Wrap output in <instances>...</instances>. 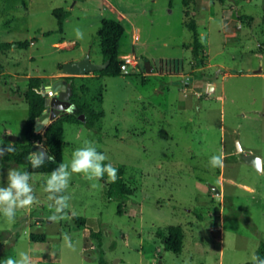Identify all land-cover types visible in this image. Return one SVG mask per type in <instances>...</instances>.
<instances>
[{"label":"rangeland","instance_id":"rangeland-1","mask_svg":"<svg viewBox=\"0 0 264 264\" xmlns=\"http://www.w3.org/2000/svg\"><path fill=\"white\" fill-rule=\"evenodd\" d=\"M184 1L0 0V42L27 43L0 50L7 72L49 75L67 59L85 55L100 63L97 33L103 19L124 27L119 59L130 54L138 63L129 75L91 72L77 78L89 88L83 98L102 117L93 129L63 122L62 161L70 162L74 150L91 141L106 162L124 168L131 193L109 199L105 182L92 189L73 175L70 219L52 224L43 192L50 173L31 174L39 203L18 210L11 224L0 215V260L26 251L33 264L253 261L264 242V0H203V8L196 0H187L185 8ZM55 9L68 12L61 30ZM190 20L202 44L198 58ZM77 27L83 39L75 37ZM146 61L153 73L145 72ZM4 78L0 88L10 93L11 79ZM1 103L0 139L9 141L5 132L11 130L24 142L26 102L14 110ZM238 145L261 158V169L242 159ZM213 155L222 157L221 166H209ZM2 167L3 182L9 168L22 169ZM73 216L84 217L86 227L79 229ZM170 225L183 229L180 253L165 247ZM30 233L45 240L32 241ZM64 233L75 251L64 247Z\"/></svg>","mask_w":264,"mask_h":264},{"label":"trees","instance_id":"trees-1","mask_svg":"<svg viewBox=\"0 0 264 264\" xmlns=\"http://www.w3.org/2000/svg\"><path fill=\"white\" fill-rule=\"evenodd\" d=\"M187 0L184 1L185 8H187ZM54 15L58 19V28L62 29V23L68 15V12L61 9H55ZM184 16L187 18L189 12L186 9ZM186 25L193 32L194 40L192 42L194 58H198V49H202V44L198 40L196 26L193 20L186 21ZM124 33V27L120 22L112 19H103L101 21L99 32V45L101 52V62L108 61L106 68L95 71L93 73L100 74L101 76L117 77L123 75H129L123 73L120 68L121 60L119 59V43ZM26 42H0V50H9L12 47H25ZM202 62V61H201ZM2 71V65L0 64V73ZM77 78H85L83 76L68 75L64 76L68 83L72 87V95L70 97L71 107L64 111V115L61 118L52 120L45 130L35 132V122L38 120L42 112L46 109L44 101V87L43 80L39 76H32L29 78L28 85L24 91V98L27 103L28 113L23 123V136L25 141L17 140L14 142L16 151L12 154L6 155L1 161L0 165L6 167H21L22 170H27L30 174L34 173H51L56 167L62 163V149L65 145L64 142V129L63 122L70 123H83L88 128H95L96 122L102 117L101 111H96L92 108L89 99L83 98L86 91L89 88L82 83L77 82ZM101 92L95 97V99L101 102ZM81 116L82 118H79ZM35 144H42L47 151V155L54 159L46 162L43 167L32 169L27 157L29 153L33 151L32 147ZM108 163V162H106ZM118 176L113 181L106 182V177L101 180L106 183L107 197L109 199L117 198L122 200L131 193V189L123 180L124 168L122 166L117 167ZM73 220L76 222L79 229H84L85 218L82 216H73ZM167 236L165 240V247L174 253H180L183 247L184 233L183 229L179 225H170L166 228ZM32 241H44L45 236L43 234L30 233L29 235ZM256 256L264 259V242L259 245ZM102 262V261H101ZM245 264H253V261H249Z\"/></svg>","mask_w":264,"mask_h":264},{"label":"clouds","instance_id":"clouds-1","mask_svg":"<svg viewBox=\"0 0 264 264\" xmlns=\"http://www.w3.org/2000/svg\"><path fill=\"white\" fill-rule=\"evenodd\" d=\"M77 39H83V31L77 27L74 29ZM16 151L12 141L0 139V161L6 155ZM47 156L42 149L37 148L29 153L27 160L32 169L43 167V165L53 160ZM108 157L97 150V146L91 141H85L82 147L77 148L72 153L70 162H62L47 177L43 186V192L47 194L49 208L52 213L47 216V220L52 224H59L70 219L68 210L70 209L71 196L68 194L70 181L73 175L82 176L90 182L92 189L102 187L100 181L105 177L109 181H115L118 170L112 163L108 162ZM222 164L220 155H213L209 159L210 167H219ZM2 165H0V178L3 177ZM32 175L27 170L20 168H9L7 170L6 182L0 180V215L8 223H14L18 210L31 208L39 203L38 197L33 187ZM64 247L75 251L76 245L68 233L62 236ZM253 264H264V259L253 256ZM0 264H33L32 257L26 251L19 252L17 257L7 256L0 260ZM185 264H188L185 261Z\"/></svg>","mask_w":264,"mask_h":264},{"label":"water","instance_id":"water-1","mask_svg":"<svg viewBox=\"0 0 264 264\" xmlns=\"http://www.w3.org/2000/svg\"><path fill=\"white\" fill-rule=\"evenodd\" d=\"M107 65L108 61L95 63L90 60L89 55H85L78 60L65 62L60 71L64 76H79L102 70L106 68ZM144 70L147 74H150L155 71V68L149 61H146ZM52 89L54 94L52 97L45 98L44 104L46 109L42 112L41 117L35 122V132H40L50 123V121L54 120L58 114L71 107L70 97L72 95V87L70 83H68L65 79H58L53 83ZM79 118L82 117L79 116ZM8 138L12 142L18 140V137L15 135H9ZM37 148H40L47 153L46 148L42 144H35L32 147L33 150ZM237 149L241 152V157L246 163L253 165L257 169H261L260 157L253 154L242 153V148L239 145ZM215 193L218 195L219 191L216 190Z\"/></svg>","mask_w":264,"mask_h":264},{"label":"crops","instance_id":"crops-1","mask_svg":"<svg viewBox=\"0 0 264 264\" xmlns=\"http://www.w3.org/2000/svg\"><path fill=\"white\" fill-rule=\"evenodd\" d=\"M196 4H197L198 8H203L202 6L205 3L203 0H196ZM209 8H210V5H209ZM56 44L59 47L64 48L63 43H56ZM78 59H80V58L67 59L66 62L74 61V60H78ZM5 76L11 79V82L9 84L11 86L10 87L11 89H10V93H4L5 91L0 88V102H2L1 104H2L3 108L11 109V110L17 109L20 106L21 102L25 101V98H22V95L24 94L25 88L28 85L30 77H32V76L41 77L43 80L44 91H46L48 89H52L53 83L58 79H63V77H64V75L61 73L60 70L53 72L52 74H49V75H45V74H41V75L23 74V75H20L18 73L7 72L2 66V71L0 73V84L4 83L2 80L5 79L4 78ZM79 76L85 77L88 75L85 74V75H79ZM5 85H7V84H5ZM1 86H3V85H1ZM46 127H47V125L45 126V128ZM45 128H43L40 131V133H42L45 130ZM5 133L9 136V134L12 132H11V130H6ZM10 135H12V134H10ZM18 140H19V137H18ZM9 141H11V140H9ZM34 174H36V173H34ZM34 219H37V218L34 217Z\"/></svg>","mask_w":264,"mask_h":264},{"label":"built area","instance_id":"built-area-1","mask_svg":"<svg viewBox=\"0 0 264 264\" xmlns=\"http://www.w3.org/2000/svg\"><path fill=\"white\" fill-rule=\"evenodd\" d=\"M121 63H120V68L123 71V73H129V67H137L138 63L133 55L130 54H124L121 57ZM44 96L46 98L52 97L54 92L52 89H48L44 91Z\"/></svg>","mask_w":264,"mask_h":264}]
</instances>
